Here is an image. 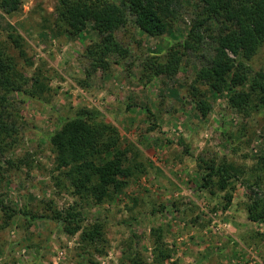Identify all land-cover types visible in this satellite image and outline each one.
<instances>
[{"label": "rangeland", "instance_id": "obj_1", "mask_svg": "<svg viewBox=\"0 0 264 264\" xmlns=\"http://www.w3.org/2000/svg\"><path fill=\"white\" fill-rule=\"evenodd\" d=\"M55 6L56 0H23L19 13L0 11V44L20 73L46 87L41 99L10 97L18 135L6 155L12 165L0 163V196L15 211L37 210L42 201L60 212L74 207L84 225L103 223L104 241L99 253L82 255L79 234L68 236L57 223L29 226L16 215L7 226L0 221V264H264V225L249 222L245 211L253 192L264 195V186L252 187L247 175L261 154L264 109L237 113L224 92L201 119L188 90L198 69L194 58L171 80L142 76L148 58L176 46L199 20L195 0H180L179 19L161 38L145 36L129 22L116 34L129 55L111 63L107 74L89 77L84 52L99 37L89 23L75 38L58 31ZM10 33L23 39L25 59L18 58ZM247 66L251 75L264 71V44ZM80 110L99 113L96 122L117 131L120 149L130 151L127 164L140 170L99 206L72 197L67 184L57 189L52 179L57 173L50 136ZM201 160H225L247 174L211 195L199 188ZM227 192L232 201L223 211ZM153 230L161 232L165 261L154 260Z\"/></svg>", "mask_w": 264, "mask_h": 264}, {"label": "trees", "instance_id": "obj_2", "mask_svg": "<svg viewBox=\"0 0 264 264\" xmlns=\"http://www.w3.org/2000/svg\"><path fill=\"white\" fill-rule=\"evenodd\" d=\"M195 2L199 7V20L176 46L148 58L142 65V76L148 81L160 77L171 80L194 58L198 69L188 90L201 119L208 117L213 100L224 92L228 93V106L237 113H246L251 106L257 111L264 109V71L251 75L247 66L264 44V0ZM22 6L23 0L0 1V11L6 16L19 13ZM179 6L180 0H56L55 27L75 38L89 23L99 41L85 49L84 57L88 61L85 75L89 77L99 71L107 74L111 63L117 65L129 55L128 48L117 40L118 32L126 30L130 22L143 35L161 38L171 33L178 21ZM15 34L10 33L8 38L18 58L25 59L23 39ZM111 58L116 61L112 62ZM45 91L40 80L28 79L18 71L15 59L0 44V163L12 165L6 155L17 142L18 123L13 117L15 109L11 95L25 94L41 99ZM99 117L97 112L80 110L75 117L65 119L49 139L56 164L57 175L52 177L55 187L62 189L67 184L72 197L91 201L95 206L111 202L112 194L124 189L127 180L140 173L138 165L127 164L130 151L120 149L117 131L97 123ZM262 138L261 154L256 157L255 167L248 171L249 174L235 169L225 160H201L199 188L211 195L224 193L242 174L248 175L252 187L264 186V178L260 176L264 174V133ZM252 194L253 198L245 207L247 220L264 225V195ZM223 201L222 210L226 211L232 201L231 192L225 193ZM0 213L1 227L7 226L14 216L21 215L29 226L36 221L57 223L66 235L79 234L82 255L99 253L97 245L104 241L103 223L94 221L84 225L81 213L74 207L60 212L51 202L42 201L37 210L15 211L5 206L0 196ZM152 236L154 260L165 261L169 255L162 248L161 232L153 230ZM135 262L137 260H130L131 264H137Z\"/></svg>", "mask_w": 264, "mask_h": 264}]
</instances>
